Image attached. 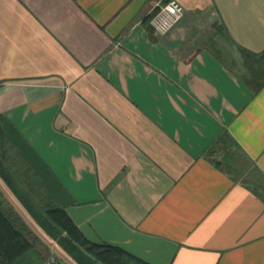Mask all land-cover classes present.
Instances as JSON below:
<instances>
[{"label": "crops", "instance_id": "1", "mask_svg": "<svg viewBox=\"0 0 264 264\" xmlns=\"http://www.w3.org/2000/svg\"><path fill=\"white\" fill-rule=\"evenodd\" d=\"M166 1L0 0V190L149 264H264V0H178L157 35Z\"/></svg>", "mask_w": 264, "mask_h": 264}, {"label": "trees", "instance_id": "2", "mask_svg": "<svg viewBox=\"0 0 264 264\" xmlns=\"http://www.w3.org/2000/svg\"><path fill=\"white\" fill-rule=\"evenodd\" d=\"M240 63L248 73L245 81L254 91H258L264 85V53H253L242 49ZM38 205L44 213L43 218L52 223L51 228H45L47 234L66 251L73 252L79 264L83 263L82 256H87L95 264H149L118 246L87 240L60 205L40 202ZM40 242L39 236L22 219L0 190V264H15L17 259Z\"/></svg>", "mask_w": 264, "mask_h": 264}, {"label": "rangeland", "instance_id": "3", "mask_svg": "<svg viewBox=\"0 0 264 264\" xmlns=\"http://www.w3.org/2000/svg\"><path fill=\"white\" fill-rule=\"evenodd\" d=\"M153 10L154 8L151 9V13ZM32 230L39 236L41 242L31 247L27 253L15 261V264H50L49 262L54 264H79L73 252L66 251L57 241L52 240V237L46 231H39L36 228Z\"/></svg>", "mask_w": 264, "mask_h": 264}, {"label": "built area", "instance_id": "4", "mask_svg": "<svg viewBox=\"0 0 264 264\" xmlns=\"http://www.w3.org/2000/svg\"><path fill=\"white\" fill-rule=\"evenodd\" d=\"M149 24L157 35L166 34L184 12L183 5L178 0H167L163 4L156 3Z\"/></svg>", "mask_w": 264, "mask_h": 264}]
</instances>
